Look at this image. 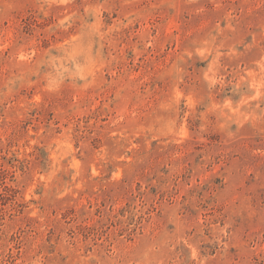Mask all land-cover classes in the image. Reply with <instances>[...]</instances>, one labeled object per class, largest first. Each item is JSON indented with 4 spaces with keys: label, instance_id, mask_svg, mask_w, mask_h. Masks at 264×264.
Segmentation results:
<instances>
[{
    "label": "rangeland",
    "instance_id": "obj_1",
    "mask_svg": "<svg viewBox=\"0 0 264 264\" xmlns=\"http://www.w3.org/2000/svg\"><path fill=\"white\" fill-rule=\"evenodd\" d=\"M0 264H264V0H0Z\"/></svg>",
    "mask_w": 264,
    "mask_h": 264
}]
</instances>
